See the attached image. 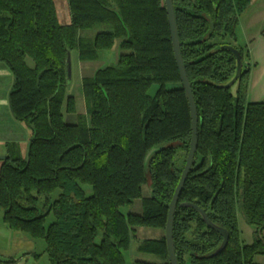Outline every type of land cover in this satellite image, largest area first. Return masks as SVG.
<instances>
[{"label":"trees","instance_id":"obj_1","mask_svg":"<svg viewBox=\"0 0 264 264\" xmlns=\"http://www.w3.org/2000/svg\"><path fill=\"white\" fill-rule=\"evenodd\" d=\"M172 2L198 115L194 160L174 212L176 259L260 264L254 256L264 254V100H246L248 54L237 38L250 0ZM67 5L70 20L62 24L54 0H0V64L12 76L8 106L30 130L26 154L11 142L1 161L3 222L43 239L50 264H123L138 228H159L160 236L141 240L136 249L162 261L133 259V264H170L168 205L189 149L191 121L165 2L67 0ZM116 40V62L82 76L86 113H77L74 96H66L67 52L93 61ZM230 47L241 55L238 72ZM152 86L157 88L150 95ZM64 101L66 113H76L74 123L63 119ZM136 201L138 212L120 209ZM196 207L227 230L220 252L214 253L223 236ZM238 209L255 228L250 244L241 242ZM49 215L54 220L46 225Z\"/></svg>","mask_w":264,"mask_h":264},{"label":"rangeland","instance_id":"obj_2","mask_svg":"<svg viewBox=\"0 0 264 264\" xmlns=\"http://www.w3.org/2000/svg\"><path fill=\"white\" fill-rule=\"evenodd\" d=\"M56 4V11L59 22L62 24L68 23L70 20V14L68 10L67 0H54ZM89 34H91L89 32ZM119 40H116L114 45L106 50L101 51L100 58L93 61H80L78 59L77 51L73 50L71 54V66H72V76L71 82L68 83L66 87V96L72 95L75 98L76 103V112L77 113H86L85 99L81 87V78L83 75H90L98 68L103 66L113 64L116 62L117 57L120 53L119 50ZM157 87L152 86L149 90V94L152 95ZM232 92H235V85L232 86ZM63 119L65 122L74 123L76 121V113H66L65 111V101L62 105ZM173 145L176 142H170L164 145ZM182 158V156H181ZM180 160V159H179ZM1 163V160H0ZM146 183L144 184V194H148L150 191V175L145 170ZM86 189H90L89 186H83ZM59 190H56L51 194V200L57 198ZM123 212H126L127 209L138 212L140 210V202L136 201L133 205L120 208ZM237 222L239 229L241 231V239L247 243V239L250 235V225H248L241 212L237 211ZM2 211L0 210V258L5 259L8 263L4 264H50L48 257L45 252L46 242L43 239H34L29 235H26L23 232L15 231L18 237H10L3 229L2 221ZM54 220L52 215H49L46 219V225L51 223ZM9 232V231H8ZM163 230L159 228L152 227H139L138 236L139 238L134 243V250L131 254L125 253V261L123 264H133V259H139L146 262H156L159 263L162 261L161 256L151 253H144L137 251V246L139 242L145 238H155L162 234ZM23 234V235H21ZM22 236V237H21ZM24 236V237H23ZM34 240L36 243L32 242ZM31 251V252H28ZM26 252H28L26 254ZM37 254V255H36ZM3 255V256H2ZM4 257V258H3ZM184 264H190L189 260L186 259Z\"/></svg>","mask_w":264,"mask_h":264},{"label":"crops","instance_id":"obj_3","mask_svg":"<svg viewBox=\"0 0 264 264\" xmlns=\"http://www.w3.org/2000/svg\"><path fill=\"white\" fill-rule=\"evenodd\" d=\"M237 38L238 43L246 48L248 54L246 61L249 64V75L246 100L252 103L261 102L264 100V0H250L247 10L239 18ZM11 80L10 71L0 64V155H6V144L11 142L18 143L22 153L26 154L27 141L30 136V130L15 120L10 113L7 94ZM3 229H6L4 231H7L10 237H18L15 234L17 232L8 228L4 222ZM249 232L246 243L241 239L240 231L242 244H250L253 241L255 228H250ZM262 237L264 239V229ZM32 242L36 243L34 240ZM8 261L0 258V264L8 263ZM254 261L264 264V254L255 255Z\"/></svg>","mask_w":264,"mask_h":264},{"label":"water","instance_id":"obj_4","mask_svg":"<svg viewBox=\"0 0 264 264\" xmlns=\"http://www.w3.org/2000/svg\"><path fill=\"white\" fill-rule=\"evenodd\" d=\"M164 2H165V8H166V12H167L169 27H170V36H171V42H172V47H173V52H174V58H175V62H176L177 68H178L181 86L184 89V92H185V95H186V98L188 101L189 111H190V121H191V137H190L189 149H188V152H187V155L185 158V162H184L182 171H181L180 176H179V180L177 182V185L174 189L172 198H171L169 205H168L167 221H166V226H165V240H166V248H167V254H168L169 262H170V264H178V261L176 259L175 249H174V243H173L174 212H175V208L177 205L179 194H180L181 189L184 185L186 177L189 174V171L192 167L193 160H194V154H195L196 145H197L198 115H197L196 105H195L192 90H191V85H190V82L188 80V77H187V74L185 71V67L183 64L182 56L180 53V43H179V39H178V35H177V28H176V23H175V18H174L173 2H172V0H164ZM230 48L233 50V52L236 56L237 72H238L242 66L241 55H240L238 50H236L232 47H230ZM65 73H66L67 83H70L71 82V76H72L70 51L67 52ZM236 75H237V73L235 74V76ZM235 76H234V78H235ZM234 78L227 85L233 84V82L235 80ZM159 147L160 146L154 147L153 149H151L148 152V154L145 158V163H146L149 155L153 151L158 149ZM5 158H6V155H3V154L0 155V160H4ZM197 209L200 211V213H201L204 221L206 222V224L209 227L218 231L223 236V240H222L220 246L215 250L214 253L220 252L223 248H225L227 241H228L229 235H228L227 230L213 224L210 221V219L206 216V214L204 213L203 210H201L199 208H197ZM132 244L133 243L131 241L130 245H129V253L130 254L132 251Z\"/></svg>","mask_w":264,"mask_h":264}]
</instances>
